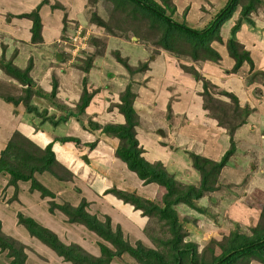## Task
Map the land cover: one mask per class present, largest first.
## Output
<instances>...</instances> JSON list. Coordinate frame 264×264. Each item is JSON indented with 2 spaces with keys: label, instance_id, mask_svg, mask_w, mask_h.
Listing matches in <instances>:
<instances>
[{
  "label": "rangeland",
  "instance_id": "374dc122",
  "mask_svg": "<svg viewBox=\"0 0 264 264\" xmlns=\"http://www.w3.org/2000/svg\"><path fill=\"white\" fill-rule=\"evenodd\" d=\"M70 1L64 0V3L67 4L66 6L71 5ZM83 1L86 7L87 18L90 16L89 14L93 11V8H95L96 13H99L107 21L106 28L96 23H90L86 19L89 23L87 25L84 16H81L80 26L77 23L70 26L67 22L64 24L63 19L60 22L54 23L45 19L49 27L53 26L52 28L57 29L58 32L56 36L47 39L45 43L43 38L44 44L42 46H35L38 55L36 57L34 55V57L35 59L38 57L39 60L35 62L34 66V62H32L31 70L37 71L31 74L39 84L35 80L34 85H29L33 90L32 93H34L32 102L29 101L42 110L41 117L44 119L50 118L52 132L54 131L58 135L78 136L84 142H90L91 144L96 143V136L93 137V135H102L100 127L110 120L113 121L111 112H116L117 110H109L108 103L110 101L106 100L116 98L119 100V94L127 86H129L130 91L135 93H137L138 89L154 91V89L149 87L148 83L154 80L153 77L156 76H152L149 80L147 78L155 74L158 69V63L153 64L155 58L166 55L165 53L168 52L159 48V42H157L158 34L154 29L148 28L147 25L141 27L143 21L139 17L141 15L139 13L134 16L131 15L130 5H125L120 9H113L111 8V2L107 4L109 7L105 8L103 3L89 5L87 0ZM262 3L264 4V1ZM186 11L184 9L177 14L175 12V14L178 19H183ZM82 25L84 27L81 28ZM46 31H48V28L41 30L42 37L45 36L43 32ZM168 54L169 56L173 55L171 53ZM178 58V60H174L176 67L185 75L191 76L181 66V57ZM186 60L185 57L183 62ZM144 63L148 64V68H143ZM183 64H186V62ZM190 66L192 67L193 65ZM194 69L200 74L195 67ZM255 74H259V76H254ZM255 74L253 75L251 70L246 72L243 81H240L239 78H232L235 80L233 84H240V96H242L243 102L246 101L245 99L252 101L253 105L264 113V75L260 71L258 73L255 72ZM4 78L11 82L6 86L7 88L3 87L6 93L14 97H23L25 95L24 90L27 89V85L18 83L17 80L11 77ZM205 79L209 82L207 86L211 94H215V98L216 96L221 97L219 95L220 91H227L226 88H223L227 84L220 82L218 78L212 77L213 80L209 78ZM55 82L57 88L55 93H52V86ZM199 82L202 85V81ZM227 86L233 88L232 82L228 83ZM248 86L252 90H249ZM83 91H86L88 94L92 93L90 98V102L92 103L90 106L88 105L89 107H86L87 110L82 116L79 115L84 122L82 125L81 121L69 113L74 109L73 107L76 106V103L80 101ZM108 91H110V94H107ZM112 92L116 95L112 96ZM31 94L29 98H31ZM137 96H135V99ZM221 98L223 99L221 102H213L209 99L205 100V104L207 103L210 106L207 114L220 117L225 125L230 126V121L235 120L232 118L234 102L225 95ZM153 100V96L149 95L147 97L146 109L144 108L145 104L135 102L134 108H136L140 115L139 124L141 126H139L141 128H138V131L143 135L145 133L153 135L154 131L167 129V126L160 125L162 123L160 119H157L158 116H154L156 107L153 105V108L150 105ZM201 103L203 106V100ZM246 103L245 105L248 106L249 103ZM22 109L27 120V117H31L32 113L30 114L28 111H24V108ZM51 121H58L57 126L52 127ZM88 121L94 124L98 123L99 128L93 127L92 123L89 124ZM251 125H253L252 129H254L255 123ZM176 128L178 127L171 125V129H168V131L170 130L169 133L172 132V129L175 130ZM222 128L226 132V128ZM257 130V134H261L264 128ZM239 138L249 141V143L245 144L244 148L238 146V150L230 157L231 167H229L230 165H226L228 171L223 172V168L219 169L217 181L212 178L215 182L210 183L215 185V190L206 192L205 196L203 195L205 199H201V206L206 210L195 211V209L187 205H179V217L181 219L189 217L192 220V222H189V220L188 222H183L187 230L190 231L186 239L196 242L199 250H202L206 245L223 243L226 236H231L233 233L251 237L256 231L254 230L255 227L257 226L258 228V223L262 222L258 218L260 210L264 206V143L261 144L262 149H255V147L258 145L257 148H259V143L264 142V138H259L260 142L258 144L252 139L249 140L247 134L244 135V133L239 135ZM80 143L81 141L79 143L74 141V143L65 142L62 144L53 142L55 144L54 147H56L55 151L57 152L55 157H59L60 159L63 156L64 158H66L65 156L69 157V155H62L67 152H71L75 158L77 157L79 165L82 166L83 171L80 170V175L83 178L85 176L89 177V171H93L91 164L97 166L100 165L99 163L109 162L111 160V153L119 145L117 140H107L101 137L94 149L90 147V144L87 145L85 143L82 144L85 146H82ZM61 145L64 147H60ZM83 147L85 148L83 149ZM189 147H193L195 151L198 150L195 147V142H190ZM193 149H187L185 154L190 162L193 159L190 157L191 154H194ZM243 149L245 151L241 153ZM82 155H86L88 161L84 160ZM198 157L202 158L204 156L199 154ZM204 158L214 160L208 156ZM70 160L68 162L70 167L77 169L78 166H74L75 162L72 163ZM54 168L56 170V167ZM84 169H86V172H84ZM215 170L217 171L218 169ZM57 171L59 174L64 175V179H68L63 182L70 181L71 175L69 173L62 172V170ZM54 176L51 172L34 173L35 179L50 190L51 196L43 194L38 188L31 187L30 181H19L17 182V186H15L7 183L8 176L0 178V224L2 230L17 241L18 247L14 255L10 253L9 249H0V264H8L13 258L23 259L22 264H72L69 261L63 260L61 256L56 254L53 249H50L40 239L30 235L25 226L18 221V214L30 217L43 227L52 230L59 238L61 237L60 239L63 242L77 244L89 256L99 257L101 255L99 243L103 242V240L95 233L89 232L87 228H83V224L70 221L68 215L60 207L66 204L76 206L81 202H85L87 212L95 214L99 219L104 221L108 217L113 229L119 226L130 243L135 244L138 239H142L145 244L149 246L153 245L146 235L143 236L144 233L137 234L135 230H132L134 229L133 224L126 219H122L124 218L122 214L110 210L113 206L108 205L110 209L107 206L104 208L96 206V201L91 199H79L74 191L70 190L69 192L68 189L59 188L57 186L58 180L56 181ZM189 178L190 176L186 179L189 180ZM156 192L157 190L153 189L149 195L155 197ZM89 198H93V196L91 195ZM37 203L39 204L37 205ZM261 220L264 222V216ZM260 225L263 226L262 223ZM211 240L217 242L214 243ZM222 250L217 245L214 248L216 254L221 253ZM209 255L210 253L207 251L206 256ZM253 260L257 262L251 263L250 261L251 264H262L256 259ZM109 264L141 263L130 255L123 254L120 257H114Z\"/></svg>",
  "mask_w": 264,
  "mask_h": 264
},
{
  "label": "trees",
  "instance_id": "16d2710c",
  "mask_svg": "<svg viewBox=\"0 0 264 264\" xmlns=\"http://www.w3.org/2000/svg\"><path fill=\"white\" fill-rule=\"evenodd\" d=\"M87 1L89 5L103 3L105 8L109 7L107 4L111 2V8L113 9H120L125 5H130L132 16L137 13L141 15L139 16L143 20L141 27L147 25L148 28L154 29L157 32L159 48L173 54L189 57L195 61H217L220 58L219 53L211 46V43L215 40L221 42V25L231 18L236 7L239 5V17L232 26L230 37L226 42L228 53L235 60L231 70L235 72L243 62H247L252 74L257 72L252 71L254 68L252 58L249 52L236 39L235 34L241 22L244 21L250 25L253 23L250 13L255 10L257 4H261L264 0H226L225 5L216 12L210 22L203 28H195L184 19H178L172 0ZM43 4H49L53 9L60 8L66 11V7L59 1L51 4L49 0H40L30 10L19 13L18 17L27 18L31 21L29 32L31 34L30 42L33 44L43 42L40 16V8ZM8 15L13 16L11 13H8ZM89 15L87 19L90 23H96L106 28L107 21L99 13H96L95 8H93V11ZM66 16V14L63 16L64 24L67 22ZM16 54L12 55L15 56ZM12 55L7 56L5 48H2L0 51V71L2 72L0 76V100L11 103L14 107V113L20 110L23 113L22 108H24V111L32 113L31 117H27V120L25 113H23V120L32 126L34 130L46 133L52 140L42 147L23 135L18 129H15L6 140V143L0 148V178L8 176L7 183L15 186H17L18 181H30L31 187L38 188L43 194L51 196L50 190L35 179L34 173L51 172L58 181L68 180L64 179V175L59 174L57 171L62 170V172L71 175L69 180L72 181V171L55 157L52 144L53 142L61 144L65 142L74 143V141L79 143L81 140L78 136L58 135V133L51 131L50 118L44 119L41 117L42 110L35 104L30 103L34 93H32L33 90L29 85H34L35 82L31 74L32 57L28 59L26 65L18 66L13 63ZM180 64L194 79L202 81V91L199 94L204 102L203 108L205 110H210V106L207 103L205 104V100L207 99L213 102H221L223 100L221 97L225 95L233 100L232 118L235 120L230 121V126L225 125L220 117L209 115L216 120L218 126L226 128L230 141L229 147L224 151L221 158L215 161L204 157L199 158V155L195 153L190 155L193 158L191 160L192 166L200 175L197 183L176 179L173 174L167 171L162 162H149L142 156L143 148L139 146L136 137V127L140 125V120L133 106L136 93L130 91L129 86H127L119 94V100L110 99L109 102V110L116 107L117 111L122 114L124 121L107 122L100 127V131L106 136L118 139L119 145L115 150L116 158L129 171L133 172L143 184H156L157 194L155 197H147L138 194L136 191L118 188L115 185L105 189L104 193H110L122 202L131 205L134 210H139L140 214L147 218L145 225L142 227V232L144 233L142 234L143 236L146 235L153 245L149 246L145 244L142 239H138L135 244L130 243L119 226L113 229L108 217L103 221L95 214L87 212L85 202H81L76 206L66 204L60 207L68 215L70 221L83 224V227L87 228L89 232L95 233L103 240V242L99 243L101 251L99 257L89 256L77 244L63 242L52 230L43 227L30 217L18 214V221L25 226L30 235L47 244L63 260L69 261L72 264H109L114 257L128 254L141 264H249L253 259L264 264V222L261 220L264 216V206L260 210L258 218L259 221H262L263 226L260 225L261 223H258L259 227H255L254 230L256 231L251 237L233 233L231 236H226L223 243L218 244L216 243L217 241L211 240L216 244L206 245L202 250L198 249L196 242L186 239L189 233L183 222H188L190 219L189 217L182 219L179 217V205H187L196 211L206 210L200 204L201 199L205 196L206 192L215 190V185H212L210 182L217 181L219 169L230 163V157L235 153L237 147V141L234 136L235 131L247 121V117L252 109L247 105L243 107L239 106L238 99L232 92L220 91L219 95L221 97L216 96L215 98V94L212 95L207 86L209 82L193 66ZM143 68H148V64L144 63ZM260 73L264 75V71H260ZM4 77H11L17 80L18 83L27 85V89L24 90L25 95L23 97H14L6 93L3 87H6L11 82ZM56 86V82L53 83L52 93H55ZM30 94L31 98H29ZM91 94L83 91L80 101L76 103V106L73 107L74 109L69 113L81 121L82 125L84 122L79 115L82 116L86 112ZM51 122L52 127L57 126L58 121ZM88 123H92L93 127L99 128L98 123L94 124L90 121ZM94 145L95 143H91L90 147L93 148ZM54 167H56V170H54ZM215 169L218 170L216 171ZM216 245L219 246V249H223L219 254H216L214 251ZM0 249H9L13 255L16 253V249H18L17 241L2 230L1 224ZM207 251L210 253L209 256H206ZM22 261L23 259L21 258H13L8 264H22Z\"/></svg>",
  "mask_w": 264,
  "mask_h": 264
},
{
  "label": "crops",
  "instance_id": "0c3cea01",
  "mask_svg": "<svg viewBox=\"0 0 264 264\" xmlns=\"http://www.w3.org/2000/svg\"><path fill=\"white\" fill-rule=\"evenodd\" d=\"M49 1L51 4L55 1H59L66 7V11H63L60 8L53 9L49 4H43L41 6L40 16L42 28H48V31L43 32L45 34V36H43L44 43L47 41V39L56 36L58 32L57 29L52 28L53 26L49 27V24L45 21V19H48L51 23L57 21L60 22L62 21L64 14H66L67 23L69 26L76 23L80 26L81 16H84V20L86 21L87 25H89L86 20V7L83 0H71V5L69 6H66L67 4L64 3V0ZM39 2L40 0H0V51L2 48H5L7 56H10L12 54H16L17 50V54L15 56L12 55V57L13 63L17 64L18 66L26 65L28 59L31 57L34 62L33 66L35 62L39 60L38 57L35 59V57L38 55V51L36 50L35 46H42L44 43H31V34L29 32L31 21L27 18L18 17L19 13L30 10ZM172 2L175 5L176 14L186 9V15L183 19L195 28H203L210 22L216 12H218L225 5L226 0H172ZM8 13H11L13 16H9ZM239 13L240 6L238 5L231 18L221 25V42L215 40L211 43V46L220 55V58L217 61H195L189 57L173 54L167 51L173 55L169 56L168 53H165L166 55H161L160 57L155 58L153 64L155 65L158 63V69L155 74L150 75V77L147 78L149 80L152 76H156L153 77L154 80H151L148 83V85H150L149 87L154 89V91L149 89L137 90L136 95L138 96L134 100L133 106L135 107V102H139L145 104L144 108L146 109L147 97L149 95L153 96L154 100L152 103H150L151 107L154 108L153 105L156 107L155 115L154 113L153 115L158 116L157 119H160L162 123L160 124L161 126H167L166 130L159 129V131H154L153 135H149L148 133V135L146 133L143 135L138 131V128H141V125L136 127V136L139 146L143 148L142 156L149 162H162L167 171L173 174L178 180L184 182L192 181L194 183L198 182L200 178L199 173L193 168L192 163L190 160H188L187 155H185L187 149H193V147H189L190 142H195V147L198 148L196 151L193 149L195 154H201L204 157H211L214 159V161L221 158L224 151L229 147L230 142L229 136L226 134L223 128L218 126L216 120L210 117L207 114V110L203 108L201 103L202 97L199 94L202 91V85L199 80L185 75L174 64V60H178V57L182 58H180L182 61L180 63L186 62V64L193 65V67H195L204 78H209L211 80H213L212 77L218 78L220 82H224L227 85L228 83L230 84L232 82L233 88H229L227 85L223 88H226L228 92L235 94L238 99L239 106L243 107L245 104H247L246 102L249 103L248 106L252 109V111L247 117V121L235 131L234 136L237 140L236 151L238 150V146H240V148H244V145L249 143V141H244V139L241 140L239 138V135L242 133H244V135L247 134L249 140L252 139L257 144L260 142L259 138H264V130H261V134H257V129L264 128V113L257 109L256 106L253 105L252 101L245 99L246 101L243 102L242 96H240V84H233L235 80L232 78H239L240 81H243L244 77L246 76V72L250 71L249 64L247 62H243L235 72H232L231 69L235 63V60L229 55L226 47V42L230 37L231 28L237 21ZM250 18L253 23L250 25L244 21L241 22L238 30L236 31L235 37L239 43L243 45L244 49L249 52L254 65L252 71H257L258 73V71H264L263 3L257 4L255 10L250 13ZM82 27L84 26L82 25L81 28ZM185 57L187 60L183 62ZM36 71L37 70H31V73ZM1 75L2 72L0 71V76ZM256 75L257 77L259 76V74H255L254 76ZM34 79L36 80V78ZM36 82L39 84L37 80ZM249 90H252V88L249 87ZM100 94L102 95V93ZM107 94H110V91H108ZM111 94L112 96L116 95L114 92ZM112 100H117V98ZM106 101L110 100L107 99ZM91 103L92 102L89 103V106ZM115 109L117 108L114 107L113 110ZM111 113L113 121H110H124L122 114H120L117 110L116 112L113 111ZM253 123L256 125H254V129H252L253 125H251ZM171 125L178 127L175 130L172 129L171 133L174 134V136L169 133L170 130L168 131V129H171ZM15 129H18L21 133H23V135L27 136L30 140L42 147L51 141L50 137L46 133L34 130L32 126L23 120L21 110L17 113H14V107L11 103L0 100V148L6 143V140ZM94 136H96V143L92 149L95 148L100 137L107 140H117L118 142L117 138L106 136L103 133L102 135L95 134L93 137ZM80 140V145L90 143L84 142L81 138ZM263 143L264 142L259 143V148H257V145L255 149H262L263 147L261 144ZM55 144L52 145V150L55 154H57L55 151L56 147H54ZM80 145L79 147H81ZM60 147L64 146L61 145ZM84 148L85 147H83V149ZM244 151L245 149H243L241 153H244ZM62 155H69V157L65 156L66 158H64L63 156L62 159L59 157L56 158L61 160V162L72 171L73 180L69 182H63L57 181L55 179L59 188L68 189L69 192L70 190L74 191L79 199L88 198L89 200L91 199L96 201V206L98 205L104 208L106 206L108 207V205L113 206L112 209L109 207L108 208L119 214H122L124 217L122 219L130 221L134 226V229L132 230H135L137 234L143 233L142 227L145 225L147 218L142 216L139 210H134L131 205L122 202L110 193H104V190L112 185H115L118 188L136 191L138 194L143 196L153 197L149 194L153 189H157L156 184H143L133 172L129 171L125 165L121 164V162L115 156V151L111 153V160L107 163H99L100 165L97 166L89 163L92 165L93 171H89V177L84 175V178L80 175L82 166L79 165L80 163H78L79 161L77 157L75 158L74 154L71 152H67L66 154L63 153ZM82 157L84 160L85 157L87 158L86 155H82ZM70 158L73 159L70 160ZM69 160L72 163L75 162L74 166H78L77 169L70 167L68 163ZM86 161H88V158ZM228 165L231 167L230 163ZM223 170V172L228 171L227 166H224ZM84 172H86V169H84ZM189 176L190 178L187 180ZM220 181H222V179H220ZM91 195L93 198H89ZM203 199L205 198L203 197ZM38 204L39 203H37V205ZM42 219L44 218L42 217ZM189 222H192V220ZM187 231L190 232L189 230ZM252 262L257 261L251 260V263Z\"/></svg>",
  "mask_w": 264,
  "mask_h": 264
},
{
  "label": "water",
  "instance_id": "95a60500",
  "mask_svg": "<svg viewBox=\"0 0 264 264\" xmlns=\"http://www.w3.org/2000/svg\"><path fill=\"white\" fill-rule=\"evenodd\" d=\"M85 160H87V158L85 157Z\"/></svg>",
  "mask_w": 264,
  "mask_h": 264
}]
</instances>
